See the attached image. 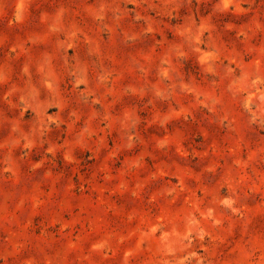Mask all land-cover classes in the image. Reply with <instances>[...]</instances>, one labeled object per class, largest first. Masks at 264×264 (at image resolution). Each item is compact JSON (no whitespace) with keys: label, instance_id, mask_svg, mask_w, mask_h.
<instances>
[{"label":"rangeland","instance_id":"374dc122","mask_svg":"<svg viewBox=\"0 0 264 264\" xmlns=\"http://www.w3.org/2000/svg\"><path fill=\"white\" fill-rule=\"evenodd\" d=\"M0 264H264V0H0Z\"/></svg>","mask_w":264,"mask_h":264}]
</instances>
